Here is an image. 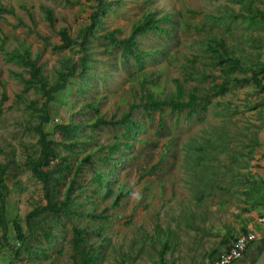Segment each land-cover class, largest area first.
Returning a JSON list of instances; mask_svg holds the SVG:
<instances>
[{
	"label": "rangeland",
	"instance_id": "374dc122",
	"mask_svg": "<svg viewBox=\"0 0 264 264\" xmlns=\"http://www.w3.org/2000/svg\"><path fill=\"white\" fill-rule=\"evenodd\" d=\"M67 1L70 4L0 0L14 11L0 16V161H13L5 202L11 247L0 246V264H72L68 221L45 215L33 224L36 236L24 242L13 233L11 221L19 218L28 235L26 213L45 203L42 185L26 170L24 160L38 151L31 129L38 121L26 105L36 101L41 107L46 99L33 90L22 94L23 83L15 73L28 78L29 72L8 53L22 47L38 57L51 82L59 70L67 66L73 70L63 90L49 102L50 122L45 128L52 140L68 143L55 127L68 123L80 127L77 148L69 152L59 147L58 152L72 166L67 179L83 162L79 186L75 183L72 193L84 210L77 221L89 231L88 243L99 254L98 264H158L163 245V264H208L217 253L213 255V250L241 235L243 224L254 220V214H264V207L257 204L264 194V86L260 90L253 82L237 84L233 78L251 72L235 71L227 91L212 96L211 87L227 75L206 42L214 35L222 37L244 66L264 64V20L251 21L245 7L250 2L252 9L264 11V0H108L111 11L91 40L92 59L85 70L72 66L80 55L78 46L52 47L61 43L59 28L67 27L76 37L88 23L93 2ZM42 8L52 11V25ZM147 12L161 19L162 29L136 35L138 48L152 53L137 63L102 34L117 28L115 38H124ZM174 79L185 94L198 88L202 101L197 112L188 116L186 110L145 111L147 93L176 98ZM260 79L264 85V74ZM132 105V118L141 124L134 138L125 140L121 127L91 126L99 116L120 118ZM114 143L117 150L110 155ZM95 172L108 173L110 194L95 191ZM121 188L123 195L114 205ZM42 229L51 237L46 238Z\"/></svg>",
	"mask_w": 264,
	"mask_h": 264
},
{
	"label": "trees",
	"instance_id": "16d2710c",
	"mask_svg": "<svg viewBox=\"0 0 264 264\" xmlns=\"http://www.w3.org/2000/svg\"><path fill=\"white\" fill-rule=\"evenodd\" d=\"M66 4H70L67 0ZM92 10L88 17V23L82 28L81 32L76 37H72L67 27H61L58 29L57 34L60 37L61 43L54 44V49H66L72 48L74 45L78 46V52L80 53L77 58V63L72 64L73 67L79 66L82 70L87 69L90 66V60L92 59L90 44L91 40L95 39L99 34L97 32L102 26L103 18L105 14L111 11L112 2L108 0H91ZM248 12L251 14L250 20L254 23H259L258 18L264 20V11L254 10L250 6V2L245 5ZM44 18L48 24L52 25L53 17L52 11L49 8H42ZM3 14H14L13 10L6 9L0 5V16ZM166 17L169 18L167 15ZM161 22L160 18H155L153 12L144 13L141 19L133 24L130 33L121 39L115 38V34L118 32L117 28H113L102 34V37L107 39L112 44L120 46L121 52L124 55L132 56L135 62L140 63L142 58L150 56L152 53L140 50L137 46L136 35L145 33L147 31H154L156 29H162L158 26ZM168 33V30H166ZM209 49L212 50L213 56L217 59L218 65L222 66V71L227 75L226 80L221 83H215L212 87V96H218L227 91L226 85L229 81L230 74L235 71L240 73L251 72L249 76L235 77L233 81L237 84L253 82L260 90L263 88L260 75L264 74V64H257L255 67L244 66L239 56L235 55L230 47L226 44L224 38L214 35L212 40L206 42ZM214 44V45H213ZM10 59L17 60L21 65L29 72V77L25 78L22 73H15V76L23 83L22 94L30 91H35L41 94L45 99V103L39 107L36 101L29 102L26 108L30 109L37 118V123L32 126V132L37 137L38 151L37 155H29L24 160V166L26 170L31 171L32 175L40 182L43 189L44 204L35 206L31 211L26 213L24 221L29 226V234L24 235L21 227V220L19 218L11 221L13 226V233L17 240L24 242L32 237L36 236V228L33 227L35 221L45 215L53 216L57 221L66 220L70 223L72 228V249L71 255L72 264H98L99 254L94 249L93 245L88 243L89 231L85 226L78 223L77 219L80 215L85 214L82 207H80L79 201L75 198L72 191L74 190L75 183L78 185L77 175L81 169L82 163L78 164L75 168L73 176L68 178L71 172L72 166L68 162L67 156H60L58 148H64L69 152H73L77 146L78 141L76 137L80 133V127L76 123H68L66 125H57L54 132L60 133L63 140H70L68 143L65 141L56 142L52 140L51 134L46 130V125L50 122L49 102L54 99V96L63 90L68 77L72 75L73 70L70 67H66V70H59L57 72L56 79L51 82L44 74V67L38 64V57H33L29 48H15L8 52ZM176 88V98L159 99L154 97L151 93L145 94L143 108L145 111H161L163 108H168L173 112H182L186 110L185 114L188 116L197 112V109L201 104V97L198 95V88L193 87L192 91L185 94L184 87L178 81L174 79ZM20 99H22L19 96ZM135 106H130L126 113H123L120 118L105 119L99 116L95 122L91 125L93 128L99 127H121V136L125 140L134 138L137 132L141 129V124L132 118ZM204 109V107H202ZM159 126L163 127L162 120L159 121ZM126 149L130 148L131 144L125 142ZM116 143L109 146V154H113L117 149ZM103 158L102 160H104ZM11 162L12 159H10ZM11 162L0 161V246L11 247L7 240V225L8 220L6 217L5 202L9 193V188L6 184L7 172ZM94 178L97 183V191L101 196L104 194H110V188L108 186V173L95 172ZM107 183V184H106ZM63 187V188H62ZM264 192V187H262ZM261 192L260 200L257 201L259 206L264 207V194ZM123 195L122 188L120 192L115 194L113 198V204L116 205L120 202V198ZM91 218L96 217L93 214ZM99 218H104V215H98ZM101 227H99V230ZM41 233L46 237H51V232L42 229ZM243 233H247L244 231ZM1 239L5 240L1 243ZM166 249V245H163L159 253V263L163 264V255ZM217 250H213V255ZM15 255L18 257V252L15 251Z\"/></svg>",
	"mask_w": 264,
	"mask_h": 264
},
{
	"label": "crops",
	"instance_id": "0c3cea01",
	"mask_svg": "<svg viewBox=\"0 0 264 264\" xmlns=\"http://www.w3.org/2000/svg\"><path fill=\"white\" fill-rule=\"evenodd\" d=\"M263 216L264 214L255 217L254 214V220L243 224L241 233H254L255 238L249 244L245 255L241 259L236 260L233 264H264V224L258 222V218ZM244 231H246L247 233H243ZM235 238L229 240L228 242H226V244L220 247V250H217V253L211 260L217 257L224 250H227Z\"/></svg>",
	"mask_w": 264,
	"mask_h": 264
},
{
	"label": "built area",
	"instance_id": "2783aa9c",
	"mask_svg": "<svg viewBox=\"0 0 264 264\" xmlns=\"http://www.w3.org/2000/svg\"><path fill=\"white\" fill-rule=\"evenodd\" d=\"M258 222L264 224V216L259 217ZM254 238V233L237 236L227 250L221 252L217 257L209 261L208 264H233L236 260L241 259L245 255L249 244Z\"/></svg>",
	"mask_w": 264,
	"mask_h": 264
}]
</instances>
